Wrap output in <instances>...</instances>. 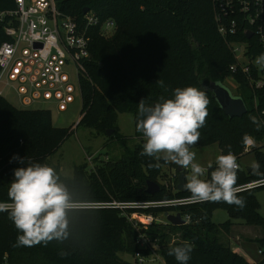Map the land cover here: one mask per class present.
I'll return each instance as SVG.
<instances>
[{"label": "trees", "instance_id": "16d2710c", "mask_svg": "<svg viewBox=\"0 0 264 264\" xmlns=\"http://www.w3.org/2000/svg\"><path fill=\"white\" fill-rule=\"evenodd\" d=\"M56 1L62 15L81 26H85L87 8L100 23L112 21L116 25L109 36L101 34L100 26L87 28L89 56L82 60L83 70L79 73L82 109L77 128L105 136L104 147L116 142L123 155L117 161L97 162L92 169L86 163L76 165L71 177L62 176L56 165L62 183L77 204L162 201L191 195L177 192L176 188L166 190L162 185L158 194L149 195L148 182H158L163 166H179L139 154L145 142L136 131L139 102L143 99L146 104L155 105L163 102L161 98L172 99L177 88H198L209 99V115L205 127L199 129L196 146L218 145L222 154L231 151L238 163L243 156L253 154L264 172V129L256 131L249 120L250 115L264 120V88L254 91L244 75L230 71L236 59L217 29L213 0ZM5 2L0 0V9L5 8ZM239 39L245 40L240 35L228 41ZM261 54L264 51L256 45L249 51L251 58ZM252 70L257 79L258 69L252 66ZM261 76L264 78V69ZM228 78L236 81L237 94L248 108L242 118L225 116L207 91L211 82L223 83ZM159 79L164 80L165 88L156 83ZM125 113L134 115L136 136L140 139L134 149L128 147V139L118 126L119 114ZM108 131H113L110 137ZM72 134L74 130L57 129L49 111L18 110L0 97V201L10 202L7 193L14 169L26 166V162L51 165L50 158ZM245 134L256 139L247 151L242 143ZM16 155L24 158L25 164L12 160ZM214 169L215 166L208 169L206 180ZM257 179L252 168L237 172V186ZM263 189L261 186L238 193L246 202L243 209L224 202H204L183 209L191 217L186 225H154L149 233L164 264H177L168 251L186 243L193 245L189 264H253L225 241L235 223L216 224L213 213L224 209L240 224L261 228L263 237L255 241L264 248V216L258 213L255 196L256 191ZM120 214L114 208H76L69 213L66 239L47 246L16 247L17 230L8 213H0V264H139L137 257L149 256L151 252L139 249L134 228ZM175 234L180 241L170 245L168 240Z\"/></svg>", "mask_w": 264, "mask_h": 264}, {"label": "built area", "instance_id": "2783aa9c", "mask_svg": "<svg viewBox=\"0 0 264 264\" xmlns=\"http://www.w3.org/2000/svg\"><path fill=\"white\" fill-rule=\"evenodd\" d=\"M213 3L217 29L236 59L230 71L234 75H244L252 90L263 89L261 72L264 65L256 64V58H251L249 51L254 45L264 51V0H213ZM5 5L0 9V97L4 98L6 92H11L23 108L45 103L56 105L61 113L67 112L76 102V93H81L80 82L78 86L72 83L68 68L70 65L71 69L74 67L79 79L83 70L82 60L89 56L87 28L100 26L101 34L109 36L116 30L115 23H100L89 10L85 14V26H81L62 15L56 0H6ZM247 33H252L250 39L246 37ZM240 35L244 41H228L240 38ZM252 66L258 69L257 79L253 77ZM261 186L264 185L251 182L239 186V193ZM188 198L78 204L77 208L118 209L134 228L139 249L151 252L149 256H138L139 264H156L158 257L154 256L160 255L154 253L157 244L149 230L154 225H169L166 213L179 214L185 225L190 223L191 217L184 214L183 209L199 203H192ZM259 255L264 258V248L259 249Z\"/></svg>", "mask_w": 264, "mask_h": 264}, {"label": "clouds", "instance_id": "9594fccd", "mask_svg": "<svg viewBox=\"0 0 264 264\" xmlns=\"http://www.w3.org/2000/svg\"><path fill=\"white\" fill-rule=\"evenodd\" d=\"M264 39V37H262ZM256 64L264 65V54L256 58ZM159 87L165 88V82L159 79ZM146 104H138L139 118L136 131L142 134L144 144L141 156L157 160L171 161L184 169H190L184 184L192 203L224 202L239 209L246 206L243 197L237 194V172L240 168L235 155H218L215 169L208 180L202 179L207 169L196 162V153L190 148L200 139L199 129L205 127L209 99L205 92L195 87L177 88L173 98ZM249 120L256 131L264 129V120L250 115ZM245 148L254 146L256 139L245 134L242 138ZM12 160L25 164V159L18 155ZM151 166V165H150ZM159 167V165H155ZM253 174L259 179L254 184L264 185V172L260 164L252 162ZM212 169L211 163L207 166ZM8 201H0V213L7 212L9 220L17 230L16 247L47 246L52 241H62L68 236L69 213L78 207L62 183L57 168L48 163L26 162V166L14 169V179L8 187ZM193 245L184 244L172 247L169 256L175 257L177 264H189Z\"/></svg>", "mask_w": 264, "mask_h": 264}, {"label": "rangeland", "instance_id": "374dc122", "mask_svg": "<svg viewBox=\"0 0 264 264\" xmlns=\"http://www.w3.org/2000/svg\"><path fill=\"white\" fill-rule=\"evenodd\" d=\"M69 66L68 72L71 75L72 83L78 86L79 79L76 70L71 69ZM223 84L231 91V93L237 94L238 84L232 78L226 79ZM5 100L13 105L18 110H30V111H49L52 116V122L57 129H71L74 130L67 141L62 144L61 148L56 154H54L49 162L51 165L59 166V172L64 177H71L73 175V169L77 165L86 163L90 169L94 167L97 162L100 161H117L123 155L122 148L116 143H112L109 147H104L106 138L103 135H98L96 131L86 129L83 127L77 128V125L81 119L82 109V96L78 91L76 93V102L71 105L67 112L61 113L58 111L56 105L38 103L30 108H23L18 98L14 93L6 92L4 94ZM118 126L120 133L128 139V147L134 149L135 146L140 144V139L136 136L134 115L130 113L119 114ZM191 151L196 153V162L200 163L208 171V164L211 163L215 166V160L218 155H222V152L218 145H212L209 147L192 146ZM264 150V149H263ZM255 161V156L249 154L243 156L239 165L241 169L251 167V163ZM162 173L157 179V184L162 185L166 190L175 189L178 185L179 172L178 167L165 165L162 168ZM186 177L190 174V169H186ZM206 175L202 179L206 180ZM256 199L259 203L258 213L264 216V189L258 190L255 193ZM232 221L235 225L232 227L231 236L225 240L227 243H231L234 250L242 255L247 261L253 264H264L263 257L259 255L260 246L255 240H259L263 237L262 229L259 227L248 226L245 224L239 225L241 221H238L231 217L229 212L224 209H218L213 213V222L216 224ZM168 232V230H166ZM261 231V232H260ZM170 245L175 241H180L179 236L171 235ZM155 254L158 253V247L155 246ZM158 257L156 264H164V260L161 256ZM126 260L131 261L128 256H123Z\"/></svg>", "mask_w": 264, "mask_h": 264}, {"label": "water", "instance_id": "95a60500", "mask_svg": "<svg viewBox=\"0 0 264 264\" xmlns=\"http://www.w3.org/2000/svg\"><path fill=\"white\" fill-rule=\"evenodd\" d=\"M89 9H85L84 13L87 14ZM246 37L250 39L252 33H247ZM207 91L212 94L213 99L218 103L220 109L223 111L224 115L233 119V118H242L248 112V108L242 99V97L231 93V91L222 83V82H211L207 88ZM113 131H108L107 136H111ZM251 169V167H249ZM179 178L177 191L186 193L184 189V184L186 181V174L184 168L178 167ZM161 190L159 184L155 182H148L147 193L151 196L158 194ZM167 220L170 224L174 226H183L185 221L182 219L181 215H172L166 213Z\"/></svg>", "mask_w": 264, "mask_h": 264}, {"label": "crops", "instance_id": "0c3cea01", "mask_svg": "<svg viewBox=\"0 0 264 264\" xmlns=\"http://www.w3.org/2000/svg\"><path fill=\"white\" fill-rule=\"evenodd\" d=\"M239 225H241V224L239 223ZM260 232H261V231H260ZM230 246H231V243H230ZM231 248L234 250V247L231 246ZM234 251H235V250H234Z\"/></svg>", "mask_w": 264, "mask_h": 264}]
</instances>
